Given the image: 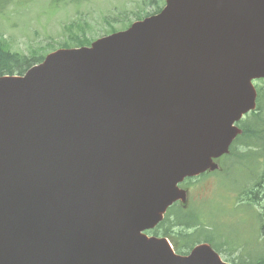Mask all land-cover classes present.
<instances>
[{"label":"water","instance_id":"1","mask_svg":"<svg viewBox=\"0 0 264 264\" xmlns=\"http://www.w3.org/2000/svg\"><path fill=\"white\" fill-rule=\"evenodd\" d=\"M264 79V0H166L0 76V264H230L148 236Z\"/></svg>","mask_w":264,"mask_h":264},{"label":"rangeland","instance_id":"2","mask_svg":"<svg viewBox=\"0 0 264 264\" xmlns=\"http://www.w3.org/2000/svg\"><path fill=\"white\" fill-rule=\"evenodd\" d=\"M51 1L32 0L26 5L20 1V6L7 3L3 7L5 12L0 14V36L6 39L12 51L27 54L32 49L40 48L45 54L59 48L66 31L65 25L69 21H80L83 27L88 24L87 35L96 39L105 35L108 30L104 17L114 15L122 9L129 11L127 15L132 22L136 20L132 10L144 7L143 13H150L156 9L154 3L143 4V0H87L73 3L58 0V10L50 14L47 10ZM114 26L118 28L121 25L114 23ZM73 28L75 31L79 30V25ZM243 149L244 147H240V150ZM260 160L257 166L248 160L244 165H232L233 168L226 174L216 170L217 172L192 180L187 186L185 183L181 185L182 188H189V204L195 205L193 202H197L208 220H212L211 233L214 240H217L216 249L220 251L222 258L235 264H249L251 259L264 255V229L263 232L260 231L258 220V211L264 207V177L260 179L257 176L264 169V158ZM258 181L262 183L263 192L258 193L253 209L249 206L244 208L246 204L239 201L241 188H237L244 182L249 188ZM208 220L205 218L206 223ZM226 241L229 245L225 244ZM209 244L212 245L210 242ZM241 258L244 262L240 261Z\"/></svg>","mask_w":264,"mask_h":264},{"label":"trees","instance_id":"3","mask_svg":"<svg viewBox=\"0 0 264 264\" xmlns=\"http://www.w3.org/2000/svg\"><path fill=\"white\" fill-rule=\"evenodd\" d=\"M20 1H23L26 5L32 0H0V14L5 12L3 7H5L7 3L20 6ZM68 1L73 3L87 0ZM58 2V0L51 1V4L48 5V13L53 14L58 10ZM150 2L154 3L156 8L150 13H143L144 7L131 11L132 14H135L136 20L158 12L164 3V0H143V4H148ZM118 11L119 12L114 15L112 14L109 17H104L105 22L108 25V30L105 34L115 32L119 29H125L131 24L127 15L129 11H124L122 9ZM114 23H120L121 26L116 28ZM75 25H79V30H74L73 26ZM64 30L67 31V34L65 31L63 40L59 44L60 48L89 45L93 41V38H90V36L87 35L89 30L88 24L83 27L80 21H69L66 23ZM39 49H32L27 54L12 51L6 39L0 36V76L13 74L21 75L32 65L41 62L46 53L44 54L41 52V49ZM254 83L257 91L256 107L238 122L242 132L232 142L229 153L223 156V162L220 168L221 174H226L231 168H233L232 165H244L248 160H251L252 165L256 164L257 166L261 162L260 158H264V80H256ZM240 147H244V149L240 150ZM209 174H211V172L203 173L200 176L202 177ZM246 176L247 178L249 177L248 175ZM257 176L260 179L263 178L264 169L262 172H259ZM199 178L194 177L188 180L192 181ZM261 186V181H258L248 188L245 186L244 182L240 187L241 196L239 201L253 209L254 201L257 200L258 193L262 191ZM261 209L258 211V220L260 222V228L263 230L264 207ZM205 218L208 220V216L201 210L193 208V205L188 206L182 203L175 204L169 208L163 220L152 230V233L168 237L178 253L186 254L195 244L203 241L210 242L213 246L215 245L216 242L214 240V235L211 233L212 229L208 228L209 222L206 223ZM225 244L229 245L227 241ZM216 246L217 245H215V247ZM240 261L244 262V259L241 258ZM249 264H264V255L259 256L257 259H251Z\"/></svg>","mask_w":264,"mask_h":264},{"label":"bare ground","instance_id":"4","mask_svg":"<svg viewBox=\"0 0 264 264\" xmlns=\"http://www.w3.org/2000/svg\"><path fill=\"white\" fill-rule=\"evenodd\" d=\"M262 210V209H261Z\"/></svg>","mask_w":264,"mask_h":264}]
</instances>
